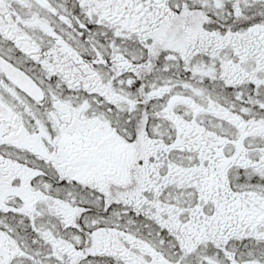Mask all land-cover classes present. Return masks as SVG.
<instances>
[{
	"label": "snow or ice",
	"instance_id": "1",
	"mask_svg": "<svg viewBox=\"0 0 264 264\" xmlns=\"http://www.w3.org/2000/svg\"><path fill=\"white\" fill-rule=\"evenodd\" d=\"M0 264H264V0H0Z\"/></svg>",
	"mask_w": 264,
	"mask_h": 264
}]
</instances>
